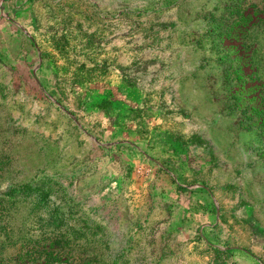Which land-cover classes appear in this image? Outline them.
Wrapping results in <instances>:
<instances>
[{"label":"rangeland","instance_id":"rangeland-1","mask_svg":"<svg viewBox=\"0 0 264 264\" xmlns=\"http://www.w3.org/2000/svg\"><path fill=\"white\" fill-rule=\"evenodd\" d=\"M259 114L264 0H0V264H264Z\"/></svg>","mask_w":264,"mask_h":264},{"label":"trees","instance_id":"trees-1","mask_svg":"<svg viewBox=\"0 0 264 264\" xmlns=\"http://www.w3.org/2000/svg\"><path fill=\"white\" fill-rule=\"evenodd\" d=\"M241 4L240 3H236L235 5H233L235 8H233L232 6L230 7V8H232L231 9V11H232V13L233 12H236L237 14H238V12L239 13H242V11L243 10H241V6H240ZM241 18H240V20L238 19V21L236 22V24L237 23H239V21H241V19L243 20V21H245V16H243V15H241L240 16ZM251 63V62H250ZM251 65H253L254 66V64H253V62L251 63ZM255 77H256V74H255ZM245 78H244V76L242 75V74H240V76H238V81H243ZM259 115H262V116H264V114H259ZM261 124L260 123H258V126H260Z\"/></svg>","mask_w":264,"mask_h":264}]
</instances>
